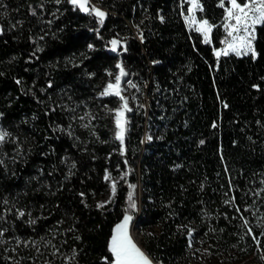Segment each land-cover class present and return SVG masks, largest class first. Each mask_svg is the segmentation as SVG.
Listing matches in <instances>:
<instances>
[{"label":"trees","instance_id":"trees-1","mask_svg":"<svg viewBox=\"0 0 264 264\" xmlns=\"http://www.w3.org/2000/svg\"><path fill=\"white\" fill-rule=\"evenodd\" d=\"M94 1L103 24L69 0H0V264H113L139 183L134 225L156 264H264V22L255 58L217 57L220 0H199L208 43L185 0ZM117 57L138 96L123 145L99 93Z\"/></svg>","mask_w":264,"mask_h":264},{"label":"snow or ice","instance_id":"snow-or-ice-1","mask_svg":"<svg viewBox=\"0 0 264 264\" xmlns=\"http://www.w3.org/2000/svg\"><path fill=\"white\" fill-rule=\"evenodd\" d=\"M59 3V0H57ZM190 4L188 8V14L185 16L186 23L191 27L197 25L196 31L201 32L204 36L205 42H210L209 34L212 31L214 25H211L207 20H202L197 22L195 10L202 7L199 3V0H187ZM74 7H79L83 12H88L89 14H95L98 18L99 23L103 24L106 13L100 10L98 7L91 6L90 0H69ZM229 4L230 7H225V4ZM220 7L225 8V29L228 33V36L232 37L231 42L222 41L227 46L221 50H214L217 57L221 55H228L229 52H234L236 55L248 54L251 53L253 58H255L256 53L253 47V41L255 40V25L261 24L264 22V0H244L243 3L238 2V0H220ZM234 21V23H231ZM244 33V35H239V33ZM120 43L119 40L113 39L110 41L112 45V51L117 50V45ZM91 47V45H89ZM119 68V74L115 76V83L109 82L104 92L101 95L114 94L120 98L122 101L120 109L115 110L116 113V138L121 141L123 145L125 131H126V121L124 119V112L130 111L128 109L127 99L121 95V80L122 77L126 75L124 68L121 64H117ZM9 134L3 130H0V142H3L4 139ZM203 143V141H201ZM127 173H124L126 178ZM105 179H111V177L106 173ZM130 192L128 195L129 200V209H135L136 204L133 199V194L131 189L134 188V185H130ZM116 184L112 183V191L115 193ZM83 195V194H82ZM107 203V202H105ZM97 207H103V204H98ZM19 215L23 216L24 212H19ZM132 219L128 215L127 210L123 220L115 226L113 229V235L109 243V250L114 257L113 264H152V261L149 257L133 242L131 236L129 235V221ZM245 227H247V222L245 221ZM251 229H249V234ZM255 239V237H254ZM264 259V257H262Z\"/></svg>","mask_w":264,"mask_h":264},{"label":"rangeland","instance_id":"rangeland-1","mask_svg":"<svg viewBox=\"0 0 264 264\" xmlns=\"http://www.w3.org/2000/svg\"><path fill=\"white\" fill-rule=\"evenodd\" d=\"M186 2H187V0H185ZM238 2H240V3H243L244 2V0H238ZM200 3V2H199ZM90 4L92 5V6H95V7H98L99 9H100V6L98 5V3L96 2V1H94V0H90ZM187 13H186V15L188 14V8L190 7V4L187 2ZM227 7H230V5L229 4H227ZM200 9H196L195 10V15H196V20H197V22H199V21H202V20H205V19H199L198 18V16H197V12L199 11ZM185 15V16H186ZM225 16H226V14H225ZM226 22V21H225ZM231 23H234V21H232ZM187 24V23H186ZM259 25V24H258ZM187 26H188V28H191V29H194V30H196V27L198 26V24L197 25H193V26H189L188 24H187ZM256 26L257 25H255V29H256ZM201 35H202V38H203V40L205 41V39H204V36H203V34L201 33V32H199ZM239 35H244V33H239ZM209 39H210V34H209ZM231 40H232V37H230V39H229V41L228 42H231ZM227 45L225 44V46L223 47V48H220V49H216V50H221V49H224L225 47H226ZM253 47H254V44H253ZM255 49V48H254ZM229 53H234V52H229ZM256 53V52H255ZM235 54V53H234ZM248 54H251V53H248ZM242 55V54H241ZM117 64H121L122 65V67L124 68V70H125V73H126V75L124 76V77H122V80H121V95L122 96H124L126 99H127V101H128V109H130V111H125L124 112V119H125V121H126V125H125V127L127 126V123H128V120H129V118H128V114L134 109V107L137 105V103H138V96H137V94H136V88H135V84H134V82L132 81V79H131V76H130V74L128 73V71H127V69H126V66L124 65V63H123V61L121 60V58L120 57H117L116 58V61H115V70L113 71V72H111V73H109L108 74V77L103 81V83H102V85H101V89H100V94L101 93H103L104 92V89H105V87H106V85L109 83V82H112V83H115V76L116 75H118L119 74V68H117ZM102 96H112V97H114L115 99H116V102H117V105H116V107L113 109V124H114V127H115V133H114V137H115V139L116 140H118L117 138H116V131H117V129H116V123H115V120H116V113H115V110H117V109H120V107H121V104H122V101L120 100V98L118 97V96H116V95H114V94H109V95H102ZM119 142H120V144H121V141L120 140H118ZM124 173H126L125 171L124 172H122V173H120V174H118V175H110V174H108L110 177H111V179H108L107 180V182H108V187H107V190H106V192L102 195V196H100L98 199H97V205L98 204H103V205H105V204H107V203H109L111 200H112V198H113V196H114V194L115 193H113V191H112V183L113 182H115V184H117V182L120 180V179H122V177H124ZM135 187L133 188V191H134V195H136V197H138V200H137V202L135 201V204H136V211L138 212V209H139V191H140V189H139V184H135L134 185ZM105 202H107V203H105ZM132 217V219L129 221V235L131 236V238H132V240H133V242L144 252V250L141 248V245H140V238H141V235H140V232L138 231V229L137 228H135V218L133 217V216H131ZM124 218V217H123ZM123 218H122V220H123ZM121 220V221H122ZM120 221V222H121ZM120 222H118L117 224H119ZM116 224V225H117ZM115 225V226H116ZM115 226H114V228H115ZM112 235H113V233H112ZM111 240V239H110ZM145 253V252H144ZM146 254V253H145ZM147 255V254H146ZM148 256V255H147ZM149 257V256H148ZM149 259L152 261V264H156L150 257H149ZM193 264H214V258L211 256V255H209V253H208V258H205V257H200V258H198V259H196V260H194L193 261Z\"/></svg>","mask_w":264,"mask_h":264},{"label":"water","instance_id":"water-1","mask_svg":"<svg viewBox=\"0 0 264 264\" xmlns=\"http://www.w3.org/2000/svg\"><path fill=\"white\" fill-rule=\"evenodd\" d=\"M78 9H79V7H77ZM80 10V9H79ZM81 11V10H80ZM82 13H87V12H83V11H81ZM2 33V28H1V25H0V34ZM141 188H142V185H141V183H139V189H140V191H139V199L141 198V196H142V191H141ZM140 213H141V202L139 201V209H138V214H137V216H136V218H135V221H136V219L138 218V216L140 215Z\"/></svg>","mask_w":264,"mask_h":264}]
</instances>
